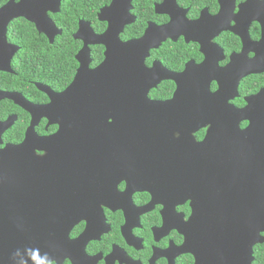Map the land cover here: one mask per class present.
Returning <instances> with one entry per match:
<instances>
[{"label":"flooded vegetation","instance_id":"af4514ba","mask_svg":"<svg viewBox=\"0 0 264 264\" xmlns=\"http://www.w3.org/2000/svg\"><path fill=\"white\" fill-rule=\"evenodd\" d=\"M130 8L127 22L116 18L111 26L121 28L118 34L121 43L139 41L147 36V42L151 46L147 51L146 45H143L144 55L141 52L144 56L143 66L146 71L151 72L150 76L144 75V78L136 70L130 75L131 70L127 71L126 68L129 77L132 76L136 81V94H140L141 90H148L147 97L150 101L166 103L173 99L178 90L177 83L183 80L185 84L182 86L183 94L180 99L183 106L179 110H158L157 114L163 120L160 119L159 122V118L156 119V135H152L154 138L151 137L149 144L144 145L145 152L151 145L166 142L160 132L163 127L169 128L164 135L168 137L170 134L174 142L183 140L184 143L187 141L194 145L205 138L210 125L206 124L199 129L202 124L196 123L189 115L191 110H180L189 109L184 104L189 106L194 101V81H209V92L215 94L219 90L217 76L222 70L231 71L235 60H240L238 64H242V61H254L251 71L239 67L233 73L234 77L226 76L222 79L225 82L235 79V85L233 81L230 87L227 86L232 90L233 97L225 105L242 110L247 106V99L257 96L264 89V0H132ZM101 9L94 11L95 22L80 20L77 30L79 23L85 22L96 35L103 34L108 24L99 21ZM53 15L57 14H48L50 19ZM94 23L99 26V31L94 28ZM7 42L17 46L8 41V30ZM79 43V50L74 55L76 67L67 86L60 87L54 82H30L28 86L33 87L30 94L1 89L0 92L18 94L26 102L39 107L50 105L52 100L37 87L42 86L57 95L69 88L80 67L75 59L83 48V43ZM98 47L101 46L89 47L88 67L91 71L104 59L94 62L92 53ZM101 48L103 56L104 48ZM16 55L11 61L12 73L0 75L16 74L12 70ZM238 64L237 66H243ZM202 66L205 74L198 72L190 77H181L188 68ZM238 76L240 78L236 80ZM122 80L121 83H126L123 85L126 89L123 97L128 100L131 86L125 75ZM132 111L110 110L107 125L112 126L114 117L118 119V126L126 128L130 124ZM19 113L24 120V127L21 129L18 128L19 120H22ZM132 116L134 119L135 115ZM13 118V125L0 137V151L22 145L32 122L31 116L17 106L14 100H1L0 124ZM49 118L54 120L53 116ZM80 119L92 120V123H86L87 128L99 124L95 122L98 118L93 115ZM100 126L104 125L100 123ZM185 126L198 129L186 131ZM247 126L248 123L239 124L241 130ZM146 129L151 130L149 124ZM58 130L59 126L49 124L45 117L40 118L33 128L36 137L43 139L53 137ZM118 138L110 139L108 136L107 139L102 137L95 140V144L105 147L97 148L95 145L91 148L96 149L100 156L84 166V170L79 168L78 171L67 172L61 171L64 170L61 167L51 178L49 175L45 176L43 183L48 187L50 195L47 207L55 210V215H58V218L53 219L54 227L46 231L42 238L46 242L45 252L49 253L50 261L46 264H242L243 250L237 247L238 244L241 245V241L236 229L231 235L234 239L229 240L226 248L221 249L214 242L215 232H221L215 225L221 224V221L206 220L202 232L203 241H200L201 223H204L200 210L206 213L212 203L216 207L225 200L219 190L222 188L209 179L211 169H208L206 195L201 199L191 195L193 187L185 179L192 169L188 156L181 155L178 158L171 156L168 150H162L156 155H148V160L145 159L140 167L137 165L132 170L122 158L118 157L116 162L110 159V146L121 141ZM31 149L36 158L47 156L45 152L38 151L35 144ZM124 149L125 147L123 151ZM75 166L77 165L74 164V168ZM223 167L226 170V163ZM15 174L13 171H0L4 183L14 184ZM259 236L264 238V233ZM185 246L190 250L185 251ZM251 264H264V242L252 247Z\"/></svg>","mask_w":264,"mask_h":264},{"label":"water","instance_id":"95a60500","mask_svg":"<svg viewBox=\"0 0 264 264\" xmlns=\"http://www.w3.org/2000/svg\"><path fill=\"white\" fill-rule=\"evenodd\" d=\"M131 1L111 0L109 6L100 10L99 21L108 24L103 34L96 35L88 23H79L73 39L82 42L83 48L75 58L80 67L73 82L59 95L42 86L37 87L52 100L50 105L39 107L26 102L18 94L0 92V101L14 100L16 105L32 118L23 144L0 151V171H13L18 174H15L14 184L4 183L3 177H0V264H46L50 261L49 253L45 252L46 242L42 238L46 231L54 227L53 219L58 218V215H55V210H49L47 207L50 195L48 187L43 183L45 176L49 175L51 178L61 167H64L61 171L67 172H75L79 168L84 170V166L100 156L96 149H91L97 145L95 140L102 137L107 139L108 136L114 139L120 137V134L118 139L121 141L110 146V159L116 162L118 157L122 158L132 170L137 165L140 167L150 155H156L162 150H168L171 156L178 158L181 155L188 156L192 169L185 179L189 181L190 187H193V196L205 198L208 169H211L209 179L222 188L218 189L225 200L216 207L212 203L208 211L205 210L206 213L200 210L204 221L200 231L203 232L206 220L221 221V224L215 225V228L218 226L221 229V232H215V246L226 248V243L234 239L231 235L236 229L241 241V245L238 244L237 247L243 250L242 264H251L252 247L264 242V238L259 236L264 233V89L257 96L246 100V108L235 110L225 105L226 101L233 97L232 90L227 86L230 87L233 81L235 85V79L227 82L222 80L226 76L234 77L233 73L239 67L251 71L250 67L255 62L242 61L243 66H237L240 60H235L231 71L222 70L217 76L219 90L215 94L209 92V81L193 82L194 101L189 106L184 104L185 107H190L189 109L180 110H191L189 115L196 123L202 124L199 129L206 124L210 125L202 142L194 145L185 141L186 144L183 140L174 142L170 134L168 137L164 135L165 130L169 128L163 127L160 132L166 142L151 145L145 152L144 145L149 144L151 137L154 138L152 135H156V119L159 118V122L162 119L157 114L158 110H179L183 106L180 99L183 94L182 86L185 84L183 80L177 83L178 90L173 99L166 103L150 101L147 97L148 90H141L140 94H136V81L132 76L129 77L126 68L127 71L131 70L130 75L136 70L142 76H150L151 72L146 71L143 66V45H146L147 51L151 46L147 42V36L139 41L121 43L118 37L121 28L111 26L116 18L127 22ZM60 7L61 0H9L0 8V73H12L11 61L20 49L7 42L9 25L15 20L23 19L32 24L36 32L43 35L52 45L62 32L57 29L48 14H58ZM94 46L104 48V59L91 71L88 67L89 47ZM203 67H190L181 77H190L198 72L203 74ZM123 75L131 86V96L128 100L123 97V85L126 84L121 83ZM239 78L240 76L236 80ZM184 95L187 94L184 92ZM60 105L62 108H59ZM223 105L226 106L225 109ZM110 110H133L129 126H118V119L113 117L112 126L109 127L107 117ZM91 114L98 118L95 122L99 124L87 128L86 123H92V120L83 121L80 118L92 116ZM50 116H53L54 120H51ZM43 117L48 119L49 124L59 126L56 135L48 139L36 137L33 131L34 126ZM14 121L13 118L0 124V137ZM242 122L248 123L244 130L239 128ZM77 123L80 124L75 128ZM100 123L104 126L101 127ZM148 124L151 130L146 129ZM197 129L185 126L186 131ZM34 144L38 151L45 152L47 156L34 157L31 149ZM98 147L105 146L97 145ZM74 164L77 165L75 168ZM4 186L12 189L3 188ZM200 241H203V233ZM189 250V247L185 246V251ZM196 259L198 262V258Z\"/></svg>","mask_w":264,"mask_h":264},{"label":"trees","instance_id":"16d2710c","mask_svg":"<svg viewBox=\"0 0 264 264\" xmlns=\"http://www.w3.org/2000/svg\"><path fill=\"white\" fill-rule=\"evenodd\" d=\"M110 1L62 0L60 13L51 16L56 27L62 30V36L57 37L52 45L36 32L32 24L23 19L13 21L8 27V41L21 49L12 63V70L16 74L0 75V89L30 94L33 88L28 86L30 82H54L60 87L67 86L76 67L74 55L80 47V43L72 39L78 22H95L94 11L108 5ZM6 2L0 0V6ZM93 25L99 31V26L95 23ZM102 52L101 47L94 49L92 55L95 63L102 60ZM19 117H22L20 113ZM22 120H19V129L24 127Z\"/></svg>","mask_w":264,"mask_h":264}]
</instances>
